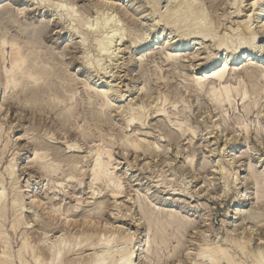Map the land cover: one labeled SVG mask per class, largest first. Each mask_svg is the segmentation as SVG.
<instances>
[{
    "label": "rangeland",
    "instance_id": "374dc122",
    "mask_svg": "<svg viewBox=\"0 0 264 264\" xmlns=\"http://www.w3.org/2000/svg\"><path fill=\"white\" fill-rule=\"evenodd\" d=\"M43 1L46 5L42 0H0V35L7 34L14 40H23L22 42L27 40L32 42L31 44L37 42L39 47L36 43L33 44V46L37 45L36 48H40L38 51L42 49L43 52L45 51L44 53L48 52L50 55L53 54L55 59V62L52 63L53 67L55 66L57 69H55V71L57 74L59 73V75H61V79H65L64 81H56V85L58 87L72 86L73 92H75L76 96H79V98L83 96V87L87 84L93 85L96 83L97 87L100 89H105L108 86L111 88L113 108L111 111L105 112L106 122L101 123V128L94 129L91 126V130L93 131L90 130V133L93 135V138H85L81 141L77 136V133L76 136L74 135V133L77 132L76 128H73L71 133L62 136V133H59L60 131L54 126L55 116L40 115L39 113L33 114L30 111L31 107L29 105H24V102H22L23 99L20 96H17V99L10 96L11 100L9 98L10 94H3L4 91L0 85V106L2 108L1 114L3 115L0 114V177L4 180L3 189L0 190H3L9 199L14 195L10 193L11 183L5 176L4 170L11 158L15 155V158L17 159L16 174L18 177L16 187H20V191H25L26 195L24 209V212L26 210L25 221H28V226H25L26 229L21 227L16 232L10 229V223L15 214L10 205H8L4 222L3 231L7 238H5V245L7 246L8 253L12 256L14 262L18 264L16 251L20 248L22 243L20 242L21 233L28 232L31 237L32 245H35L40 251L46 250L47 244L44 245L45 242L39 233V227L33 223V220L37 219L41 220V223H55L57 226H60V224L56 222H48L49 220L46 217V210L49 209L48 211L51 212L49 206L54 205L56 208L61 207L60 210L62 212H65L66 210L73 211H70L69 214L66 215L67 217L69 216L67 220H76L77 222L96 213L95 215L101 217L99 220L98 217L96 219L97 221H95L96 216L94 214L91 215V219L93 218L92 220L94 222H99L101 226L105 223L112 225L113 227L115 226L114 228L118 230L117 233L119 232V234H123H120L121 237L126 234L128 235L129 233L131 234L133 231H137V240L132 241L130 246H127L129 247L127 250L135 253L136 263L142 258L140 256V249L136 252L137 244L140 239L143 240V243L147 241L149 242L148 246L150 248L147 245L146 248L148 247L149 249L150 264H159L160 262V264H199L201 262L197 255L201 249L200 246L203 245L206 240V242L212 246L222 243L221 245L227 248L228 251L230 250V254L235 256L236 259H234L236 261H242L243 264L245 262V264H252L254 258L253 255L257 256L258 252L262 251L264 254V222L257 221V219L259 221H264V203L260 204L256 200V185L253 184L250 177L251 174L249 175L250 171H248L251 169V171L254 170V173L256 172V175L264 174L263 95H261L263 99L260 98L259 100L258 98H255V95L250 94V98L258 100L260 104L258 103L259 105L254 106V109L249 114L243 111L238 99L234 102L235 104L232 103L234 105L219 109L221 111L220 114L218 109L215 110L214 107H212L209 97H207L206 94L201 95L196 94L195 92L193 93L190 84L192 79H194L193 76H195V78L203 76L202 73L208 70V60L212 61L218 59L217 64L223 62V60L226 59L225 52H219L217 50L216 41H211L212 43L206 42L207 40H203L201 43L200 40L195 39L191 41H181V38L176 36L174 29H170L167 26L166 28L162 22H158L159 18L157 15L150 14L151 9L145 0H104L105 2L110 3L108 4L109 6H104L103 4L100 6V1L98 2L97 0ZM157 1L159 3L158 9L160 11L162 10V13H165L170 6L172 7L176 4L175 0ZM193 1L200 3L199 7L202 11L204 10L203 12L207 19L210 21L211 25L216 28L218 34L216 35L217 38L219 39V37L226 36L227 34L226 38L228 41L230 39L232 40L231 36H233V38L240 36L238 33H241V30H243V24L241 23L249 22L248 25L251 26V30H254L255 28L258 29L256 18L259 14V8L264 6V0H261L258 7L253 9L249 6L251 0H242L243 3L238 5L239 8H237V5H233L234 1L237 0ZM57 5L67 6L72 9L75 14L70 13V15H74L73 18H77L80 27L85 23L92 26V28L95 26H101L103 19L111 20V18H114L120 20L119 27H122L123 25L122 28L125 29L128 37L125 36L122 41L118 42L113 48L114 50L116 49L114 54H117V57L113 59V62H109V60L105 59L101 61V65H104V68H107L106 71L109 72L105 77L104 75L98 77L95 72H92L93 70H85L83 62L87 59L92 60L96 58L93 45H91L93 44V41L91 40L93 38L105 37L107 33L113 31L112 25H109L111 28L107 26L98 30V33L96 32L92 36H88L90 41L88 40L87 43L90 47L88 46L85 49H79L78 44L81 42L82 34L80 37V33L82 32V28L78 30L80 32L79 34L73 33L71 35L70 29L74 27L77 22L71 21L70 15V17H65L64 9L62 10L58 8L57 11ZM68 11L71 12L70 10ZM6 12L9 15L6 14ZM21 13L22 15H20ZM80 18L82 20H80ZM98 23L99 25H96ZM262 24H264V20L262 21ZM127 25H130V29ZM236 28L239 30H235ZM257 29L255 30L258 31ZM234 32L236 33L232 34ZM70 35L71 41L68 37ZM256 35L257 37L254 38L253 44L259 45L261 46V49H264V36H262L261 33ZM137 37L147 40H155L157 44L151 50L141 51L137 47L138 44L136 45L134 44V41H132ZM168 38L173 40L172 42L174 43L172 46H176L177 44L179 46L186 45L185 50L183 49V51L180 52V57L173 62V64L169 63V65L167 63L165 64L162 57L166 48L165 45H162L165 44L164 41ZM238 39H240V37H238L237 40ZM194 53L199 57H195ZM84 57H86V59ZM230 57L231 55L228 56L227 65L232 69L234 61L232 57ZM4 58L8 62V56L6 54ZM253 58L254 56L249 60L241 61L242 63L239 65L238 70L241 71V69H244L249 64H253L252 66H258V63L256 62L257 58H254V60ZM5 64L8 65V63ZM162 76L164 79H161L160 81L159 77ZM237 77L234 78L238 80ZM239 77L245 82V86L249 83L244 80L245 78H243V74H240ZM231 78L232 76L229 77V79ZM232 81L233 83L235 82V80ZM254 81V85L258 87V90L260 89L259 91L264 90L262 84L264 80L262 78L257 76ZM1 82L2 79L0 78V83ZM249 84L246 86L247 89H251L252 85ZM250 89L248 91H250ZM5 95L8 96L6 97ZM66 95H68V92ZM164 95L169 98L170 102L175 101L177 107V110L172 108L170 103L165 106L167 115L169 116L168 118L172 123H169V120L165 117H156V115L153 114V108L156 105L157 99ZM118 96H123L124 98L119 100ZM252 96H254V98ZM252 99L248 101V104L252 102ZM179 101H182L180 103L186 105L184 107L182 104L178 105ZM126 105L127 107L132 105L134 108L140 106L143 107L146 112L149 111L148 114H150V117L147 118V123L145 122L147 126H144L142 130L141 128L140 130H135L132 127L127 128L123 121V115H120V110H118L119 107H126ZM89 108L90 107L84 103L82 110L88 112ZM233 108L235 109L233 110ZM174 110H176V112ZM223 110L226 111L224 112ZM219 114L221 116H219ZM239 119H241V121ZM76 121L78 126H80V124V127L84 126L86 121L85 116L81 114V118ZM176 122H178L177 124L180 122V124L183 123L182 126H190V129L195 132V135L191 137L189 133H185L186 136L180 137L177 141L173 140L172 142L167 143V141L170 140L167 139L168 136L166 132H168L169 135L174 134L177 129ZM237 122L239 125L236 124ZM167 123L169 124L167 125ZM216 123H218V126ZM245 126L248 127L249 133L247 132V134L245 131H242L244 130L242 128ZM256 133H258V135ZM101 137L107 139H104L107 142L112 139L111 142H115V145L117 144V146L114 145L113 148H110L111 153L114 154L112 168L117 166L115 168V173L117 178L119 177L123 184L122 194L118 195L117 198H113L109 191H104L105 189L104 187L102 188L101 185L98 187L99 184L93 186L94 188H91L90 186L91 182L88 172L92 164V154L90 153V150L100 146L101 142H99V138ZM123 137L125 139L144 141L143 145H147L149 151V153L147 152L148 155L145 157L139 155L138 158L135 157V155L128 154L127 157H124L120 147ZM114 138L116 141H114ZM75 141L81 143L80 153L68 154L66 144ZM35 143H48L51 148L50 152H48L49 154L57 153L71 158L72 161L77 160L79 164L76 163V169L82 174L78 179L82 183L80 185H77V183L70 186L65 185L64 190H58L54 189L53 186L55 187V183L58 181L62 182V175L59 177H53L52 179L56 181L54 183L52 181H44V175L40 167H37V165L34 164L32 145ZM95 145L96 147H94ZM157 147L158 150H156ZM155 150L158 153H156ZM187 156H194L192 165L187 166ZM128 165L129 167L127 168ZM218 165L225 167V172L227 173L226 176L218 173L216 169ZM190 166H192V168ZM249 166L250 168H248ZM61 167L63 169L62 174L66 173L68 170L67 165L61 163ZM237 167L242 170V172L239 171L240 174L235 173L239 177V180L237 181L238 183L233 180V177L234 179L236 178L234 171H237ZM126 170L129 171L126 172ZM227 177L230 180L227 179ZM224 178L226 180H224ZM96 188L98 191L101 190V194L97 193L98 191H96ZM92 189H95L96 191L93 198ZM137 196L140 198L142 205L148 207V210H151L155 206V208H157L163 215L166 213L175 214V216L181 218V223L186 221L185 225H187V228L177 229L178 231L181 229L179 233L174 227H172L174 228L173 230H170L172 228L166 229L164 235L167 238H165L167 245H160L155 248V243L153 244L154 241L149 240L151 236L153 238L154 234H152V232L154 233V230L147 225L148 223L138 204ZM32 197L35 202L38 201L41 203L40 207L37 208L34 205H31ZM149 202H152L151 205H149ZM7 203L10 204L9 201H7ZM100 208H102V210ZM40 209L43 213L39 211ZM32 210H34L35 213L32 214ZM49 214L51 215V213ZM257 217L262 218L259 219ZM41 218L45 219L46 222ZM252 219L255 221H252ZM69 231L72 234L76 233V230H71V228ZM145 231L148 232V234ZM172 231H174V234ZM230 231H233L235 236H229L226 234ZM58 233L59 232L55 230L49 233L48 237L50 235V240H53L55 236H58ZM181 233L183 234L181 235ZM172 235L174 238L176 237V239H172ZM238 237H245V239L248 238V243H246V245L244 244V246L246 253H251V256H249V254L246 255V253L240 254V251L234 249L235 246L230 244L231 242L229 241H234ZM146 239L147 241H145ZM97 242V240L94 241L92 248H94V246H100V243ZM172 247H175L174 249L176 251ZM176 247H178V249H176ZM152 248L155 251H153ZM1 249L2 248L0 247V250ZM86 249L87 248L84 247L72 248L71 254L68 257L71 259V263L78 264L79 256L76 257V255L81 253V251H86ZM152 256H154L155 259L160 258V260H155ZM167 256H171L172 258L170 257L168 259ZM241 257L244 258V261ZM245 257L248 262L245 260ZM25 258L28 259L27 254L25 255ZM164 258H167L168 261ZM155 261H158V263H155Z\"/></svg>",
    "mask_w": 264,
    "mask_h": 264
},
{
    "label": "bare ground",
    "instance_id": "6f19581e",
    "mask_svg": "<svg viewBox=\"0 0 264 264\" xmlns=\"http://www.w3.org/2000/svg\"><path fill=\"white\" fill-rule=\"evenodd\" d=\"M97 1L98 2L100 1V6H101V4H103L104 6H109L108 4H110L108 2H105L104 0H97ZM145 1L151 9L150 14L157 15V17L159 18L158 22H162L165 25V27L167 26L170 29H174L176 36L181 38V41H183V42L185 40L191 41L194 39L200 40L201 43L203 40H207L206 42H208V43L211 41H213V42L216 41L217 50L219 52L220 51L225 52L226 59H224L223 62H221L220 64H217L218 59H214L212 61L208 60L207 61V64L209 65L207 68L208 70L204 71L202 73L203 76L202 77L199 76L200 78H195V76H193L194 79H192V81L190 80L191 81L190 84H191V88L193 90V93L195 92L196 94H201V95L206 94L207 97H209L210 103H211L212 107H214L215 110L216 109L219 110L222 107H226V106H228V107L232 106L235 104L234 102L236 101V99H238V101H240V103H241L240 106L243 109V111L246 112L247 114H249L254 109V106L260 104L258 100H256V99L253 100L252 98H250V94L255 95V98H258L259 100H260V98H262L261 95H263V97H264V90L259 91L260 89L258 90V87L254 85V82H255L254 80H256L257 76L264 80V49L263 48L261 49V46H259V45L253 44L254 38L257 37L256 34L261 33V35L264 36V24H262V21L264 20V6L259 8V14L258 15L256 14L257 15L256 20H257V24H258V29L257 28H255V29H257L258 31H256L255 29L251 30V26L248 25L249 22L241 23V24H243V26H242L243 30H241L242 31L241 33H238V34H240V36H236L237 38L240 37V39L237 40L236 37L233 38V36H231L232 40L230 39L228 41V39L226 38L227 34H226V36L219 37V39L217 38L216 35H218V34L216 32V28L211 25L210 21L207 19L206 15L203 12L204 10L202 11V9L199 7L200 3H196V1H193V0H175L176 4L172 7L170 6L169 9L166 10L165 13H162L161 12L162 10L160 11L158 9L159 3L157 0H145ZM260 1L261 0H253V1L251 0V2H249V6L252 9L257 8ZM42 2H44V1L42 0ZM166 3H168V2H166ZM172 3H174V2H172ZM241 3H243L242 0H239V1L237 0V1H234L233 5L238 6V5H241ZM44 4H45V2H44ZM50 7H51V5H50ZM47 8H48V6H47ZM58 8H60L62 10L64 9L65 17L69 16L70 13L75 14V12L72 9L68 8L67 6L57 5V7H56L57 11H58ZM237 8H239V6ZM62 10H60V11H62ZM68 10H70L71 12H69ZM7 12H6V14H8ZM22 13L20 15H22ZM4 14H5V12H4ZM73 16H71V21L77 22V23H76V25L73 24L74 27H72L70 29L71 35L73 33L79 34L80 32L78 30L82 28V32L80 33V37L82 34V38L80 40L81 41L80 44H78L79 49H81V48L85 49L89 46L87 43L89 40L88 36H92L96 32L98 33V30L103 29L109 25H112L113 31L107 33L105 37L103 36L101 38H95V39L93 38L91 40V41H93L92 42L93 44H91V45H93V50L96 53V58H94L92 60L87 59V60H85V62H83L85 70H93L92 72H95L98 77H100L102 75H104V77H105L106 74H108L109 72L106 71L107 68H104V65H101V61L103 59H105V60H109V62L110 61L113 62V59H115L117 57V54H114L116 49L114 50L113 48L116 46V44L118 42H121L122 39L125 36H127L125 29L122 28L123 25H122V27H119L120 20L111 18V20H104L103 19V23L101 24V26H95L94 28H92V26H89L84 21H82L85 24L82 25L83 27L82 26L80 27V23L78 22L77 18H75V17L73 18ZM69 20H70V18H69ZM80 20H82V19L80 18ZM257 24H256V27H257ZM96 25H99V23ZM129 26H128V28H129ZM129 29H127V30H129ZM237 29L238 28H236L235 30H237ZM235 30H233V31H235ZM33 31H31V32H33ZM235 33L236 32H234L232 34H235ZM29 34H30V31H29ZM71 35L68 36L70 41H71ZM9 36L7 34L0 35V78L2 79V82L0 83V85L2 87V90L5 92V93L3 92V94H6V93L10 94L9 95L10 99H11L10 96H12V98H15V99H17L16 98L17 96H20L23 99L22 102H24V105H29L31 107L30 111L33 114L39 113L40 115H53V116H55V119H54L55 125L54 126L57 127V129L60 131L59 133H62V136L71 133L72 129L76 128L77 132H75L74 135L76 136V133H77L78 134L77 136L79 137V139L81 141L84 140L85 138H87V139L93 138V135L90 133L91 131H93V130H91V128L92 127L94 129L101 128L100 127L102 125L101 123L106 122L105 112L111 111V109L113 108L111 88H109L107 86V88H105V89H100L99 87H97L96 83L93 85L87 84L83 87V91H82L83 96H81L79 98V96H76V93L73 92L72 86H70V87H68V86L58 87L56 85V83H57L56 81H64L65 79H61V77H60L61 75H59V73L57 74L55 71V69H56L55 66L53 67L52 63L55 62L53 54L50 55L48 52L44 53L45 51L43 52L42 49L40 51H38L40 48L39 49L36 48L38 44H37V42H34V39H33V42H34L33 44L36 43L37 44L36 46L35 45L33 46V44H31L32 42H29L27 40L25 42H22L23 40L18 41L19 40L18 38H17L18 40H14L13 38H11ZM133 36H134V33H133ZM169 38L165 39V41H164L165 44L162 45V46L165 45V47H166L164 50L163 56H162L163 61L165 62V64L167 63L168 65H169V63L173 64V62H175L180 57V55H179L180 52L183 51V49L185 50V48H186V45L185 46H179L177 44L176 46H172L174 42H172L173 40H170ZM28 39H29V37H28ZM129 39H133V38H129ZM69 40H68V42H69ZM31 41H32V39H31ZM132 41H134V44H136V45L138 44L137 47L141 51L151 50L157 44V42L155 40H151V39L147 40V39L138 38V37ZM263 42H264V38H263ZM38 47H39V45H38ZM5 54L8 56V62L4 58ZM194 54L193 55L195 57H199L196 53H194ZM230 55L234 61L233 65H232L233 66L232 69H230L231 67L229 68V66L227 65V59H228V56H230ZM253 56H254V58H257L256 62L258 63V66H252L253 64H251V65L249 64L244 69L240 68L241 71L238 70L239 65H241V63L243 61L249 60ZM84 58L86 59V57H84ZM84 58H83V60H84ZM254 58H253V60H254ZM5 63H8V65H6ZM48 66H49V68H48ZM159 74H160V72H159ZM240 74L241 75L243 74V78H245L244 80L249 82L252 85L251 89L249 88L251 92L248 91L249 89H247V87H246L249 83L245 86V84H244L245 82H243V80H241L239 77ZM230 76H232L231 79H229ZM234 77H237L238 80ZM161 79L162 80L164 79L163 76L159 77L160 81H161ZM157 80H158V78H157ZM232 80H235V82L233 83ZM263 82H262V84L264 86ZM67 92H68V95H66ZM5 96L7 97L8 95H5ZM158 96H161V95H158ZM252 97L254 98V96H252ZM118 98L120 100V99H123L124 97L118 96ZM250 99H252V102H250L248 104V101ZM180 102H182V101H179L178 105L182 104ZM84 103H86L90 107L88 112H84L82 110ZM157 103H159V104H157ZM169 103L171 104L172 108L177 110V107L175 105V101L170 102L169 98L165 97V95H164L161 98L157 99L156 105L154 104L155 105V107L153 106L154 111L152 110L153 114H155L156 117H165L167 120H169V118H168L169 116L167 115V112L165 109V106L168 105ZM232 103H234V104H232ZM185 105H183V107ZM1 109L2 108L0 106V114L2 112ZM234 109L235 108H233V110ZM242 109H241V111H242ZM118 110H120L119 111L120 115H123L122 116L123 121L125 122V126L127 128L132 127L135 130H140V128H141V130H142V128L144 126H147L146 121H147V118L150 117V114H148L149 111L146 112L143 107L137 106L136 108H134L132 105L128 106V107L126 105V107H119ZM176 110H174V111L176 112ZM218 110H217V112H218ZM230 110H232V109H230ZM223 111L225 112L226 110H223ZM219 112L221 114L220 110H219ZM81 114H83L85 116V119H86V121L84 123L85 125L82 127H80L81 124H80V126H78L77 121H76L79 118H81ZM220 114H219V116H221ZM172 115H173V113H172ZM151 116H152V114H151ZM223 117H224V115H223ZM258 118H259V116H258ZM184 119H185V117H184ZM239 120L241 121V119H239ZM239 120H238V122H239ZM168 122L172 123L170 120ZM238 122L236 123L237 125H239ZM244 122H245V120H244ZM169 123H167V125ZM177 123L178 122L175 123L177 126V129H176L177 131L175 130L174 134H171L169 132L171 134V135H169L168 132H166V134L168 136L167 139L170 140V141H167V143L172 142L173 140L177 141L180 137L186 136L185 133H187V134L189 133L191 135V137H193L195 135V132L190 129L189 125H188L189 127H187V126H182L183 123L180 124L181 122L179 124H177ZM173 124H174V122H173ZM216 124L218 126V123H216ZM242 129H244L242 131L243 132L245 131V133L247 134L248 127L245 126ZM167 130H168V128H167ZM255 131H257V130H255ZM256 134L258 135V133H256ZM99 135H98V137H99ZM172 135H173V137H172ZM110 138H109V140H110ZM123 138H122V142L120 144V147H121V150L123 152L124 157L125 156L127 157L128 154L135 155V157H138V158H139V155H143L144 157L148 155L149 151L147 149L146 143H145L146 146L143 145L144 141L142 142L141 140L125 139V138L123 140ZM104 139H103V137L99 138V142H101L100 146L96 147V145H95L94 147H96V148H93L90 150V153L92 154V155L90 154L92 156V162H91L92 164L89 168L90 170L88 171L89 176H90L89 177L90 182H91L90 186H91V188H94L93 186H96L99 184L98 187H100V185H101L102 188L104 187V189H105L104 191H109L110 195H112L113 198H115V197L117 198L118 195L122 194L123 184L121 183L119 177L117 178V175L115 173V168L117 166L115 168L114 167L112 168V166H113L112 159H113L114 154L111 153L110 148L114 147L115 142H111L112 139H111V141L108 140L109 142L105 141L107 139H105V140ZM79 141H75L72 143L68 142L66 144V146H67L66 150H67L68 154L80 153V150H81V145H80L81 143L80 142L81 141L80 142ZM114 141H116L115 138H114ZM119 141H121V140H119ZM119 141H118V143H119ZM63 142H65V141H63ZM4 145H6V144H4ZM115 146H117V144ZM152 147H154V146H152ZM158 147L156 148V150H158ZM32 148H33L34 164L37 165V167H40V169L44 175V181L47 180L49 182L52 181L54 183L56 181H54L52 178L53 177H59L62 175L61 176V178L63 179L62 182L61 181L56 182L55 183L56 186L55 187L53 186L54 189H58V190L63 189L64 190L65 185L70 186V185H73L75 183H77V185L78 184L80 185L82 183L78 179V177H81L82 174L80 171H77V169H76L77 168L76 163H78L77 160L72 161L71 158L59 155L57 153H54V154L50 153L49 154L48 152H50L51 148L49 147L48 143H42V144H38V143L36 144L35 143L32 145ZM151 149H153V148H151ZM156 150H155V152H156ZM156 153H158V152H156ZM151 155H153V154H151ZM16 157H17V154H16ZM49 157H51V158H49ZM187 157H185V158H187ZM193 157H191V156L188 157L187 166L192 165ZM16 160L17 159L15 158V155H14L4 170L5 176L8 178V180L11 183V192L10 193L14 194L13 197H11L9 199L8 196L5 195L3 190L2 191L0 190L2 192V193L0 192V247L2 248L0 250L1 251L0 252V264H16L14 262V260L12 259V256L9 255V253H8V250H7L8 248L5 245L6 244V242H5L6 236H5V232L3 231L4 222H5V218H6V214H7L6 212L8 210V205H10L11 209L15 213L14 217L10 223L11 224L10 229H12L14 232H16L21 227H24V229H26L25 226L26 227L28 226V221L27 222L25 221L26 210L24 212L25 200H26L25 199V196H26L25 191L21 192L20 191L21 188L16 187L17 182H18V177L16 174V165H17ZM61 163H65L68 167L67 172L64 174H62L63 169L61 167ZM128 167H129V165L127 166V168ZM190 167L192 168V166H190ZM248 168H250V166ZM216 169H217L219 174L224 175V176L227 175V173L225 172L226 171L225 167L218 165V167ZM233 170H235V169H233ZM236 170L237 171L236 172L234 171V174L235 173L240 174V172H242V170L239 167H237ZM127 171H129V170H126V172ZM248 171H250L249 175L251 174L250 177L252 179L253 184L256 185V190H257L256 191L257 192L256 193V200L260 204L264 203V176H263L264 174L263 175L261 174L262 175L261 176V175H256V172L255 173L253 172L254 170L251 171V169H250ZM229 175H231V174H229ZM156 177H157V175H156ZM222 179H223V177H222ZM227 179H229V178L227 177ZM224 180H226V179L224 178ZM233 180H234V182H237L239 180V177L236 175V178L234 179V177H233ZM161 182H163V181H161ZM3 184H4V180L0 177V189H3ZM253 184H251V185H253ZM96 191H98L97 188H96ZM96 191H95V189L94 190L92 189V198H93V195H95ZM100 191H98L97 193L101 194ZM96 196H98V195H96ZM136 198H137L138 204L140 206L141 212H142L145 220L148 223L147 225L149 226V228L151 227V229L154 230V233L152 232V234H154L153 238L151 236L152 239L150 238L149 240L154 241L153 244L155 243V248H157L160 245H162V246L167 245V243H166L167 238L164 235L166 232V229H168V228L170 229L172 227L176 228V230L179 228H187L186 227L187 225H185L186 221L181 223V221H182L181 218L180 217L178 218L177 216H175V214L173 215L171 213H166L165 215H163L161 212H159V210L157 208H155V206L151 210H148V207L146 205H144V206L142 205L140 198L138 196ZM7 201H9L10 204L7 203ZM151 203L152 202H149V205H151ZM40 204L41 203L38 201L35 202V200L32 197V199H31V205L32 206L34 205L35 207L38 208L41 206ZM42 205H45V204H42ZM49 207H50L51 212L48 211L49 209L46 210V213H47L46 217L49 220L48 222H56V223L60 224V226H57L55 223H54L55 225L49 224V223H44V222L41 223L40 222L41 220H37V219L33 220V223H35L39 227V230H40L39 233L45 242L44 245L47 244L46 250L40 251V250H38V248L35 245H32L31 237H30V234H28V232L27 233H21L20 234V237H21L20 242H22L21 246H20V248H18L17 251L14 250L17 252L16 258H17L18 264H73V263H71V259H69L68 257L71 254L72 248H74V247L87 248L86 251H84V252L81 251V253L76 255V257L79 256L78 264H150L149 263L150 262V259H149L150 256H149V249H148V247H149L148 243L149 242L147 241V239L145 240L147 242L144 241L145 243H143V240H140V239L138 241L136 252H138V250L140 249L139 250L141 252L140 256L142 258H141V260L139 259V261L137 263H136L135 253L127 250L129 248L127 246H130V243H132V241L137 240V237H138L137 231H133V232H131V234L128 232L129 233L128 235L126 234L125 236L121 237L120 236L121 233L120 234H119V232L117 233L118 230H116V228H114L115 226L113 227L112 225H109L106 223L101 226L99 224V222H94L92 220L93 218L91 219V217H92L91 215H93L94 213L89 215L90 217H88V216L85 217L86 216L85 215L84 216L85 218L81 219V221L82 220L83 221L81 222L79 220L80 222L78 221L79 222L78 223L76 220H70V219L67 220V218H69V216L67 217L66 215L69 214V212L71 210H66L65 212L64 211L62 212L60 210L61 207L56 208L54 205L49 206ZM44 208H45V206H44ZM102 208H100V209L102 210ZM41 209L39 211H41V213H43ZM35 211H38V210H35ZM47 211L49 213H51V215ZM71 212H73V211H71ZM33 213H35L34 210H32V214ZM44 216H45V214H44ZM95 216H96V218L94 217L95 221H97L96 219L99 217V215L98 216L95 215ZM100 217L98 218V220L100 219ZM257 218L261 219L262 217L261 218L257 217ZM2 220H4V221H2ZM42 220H45V219H42ZM253 220L254 219H252V221ZM257 221L262 222V223L264 222L261 220L259 221L258 219H257ZM45 222H46V220H45ZM148 226H147V228H148ZM70 228H71V230L72 229L76 230V233L75 234L70 233V231H69ZM136 228H138V227H136ZM174 228H172L170 230H173ZM55 230H57L59 232L58 236L57 237L55 236V238L53 240L51 239L52 240L51 241L50 235L48 237V234L55 231ZM183 230H185V229H183ZM179 231L177 230L178 233H179ZM148 232H149V230H148ZM148 232H146V233L148 234ZM172 233L174 234V231H172ZM182 234L183 233H181V235ZM226 234L229 236L234 235L233 231L227 232ZM235 234H237V233H235ZM121 235H123V234H121ZM168 235H170V234H168ZM172 237H173V235H172ZM245 237H242V238L238 237V238H236V240H234L235 239L234 238L233 239L234 241H229V242H231L230 244H233L235 246L234 249H238L240 251V254L246 253L244 244L246 245V243H248V241H247L248 238L245 239ZM172 239H176V237L175 238L173 237ZM95 240L98 241L97 243H100V246L98 245V247L94 246V248H92V245H93ZM206 241L203 243V245L200 246L201 249L199 248L200 249L198 252L199 254L198 255L196 254L198 259L201 262L199 264H243L242 261L241 262L236 261L235 256L233 254H230V252H229L230 250L228 251L227 248L223 247L221 245L222 243L219 245L212 246L211 244H209ZM118 243H119V246H118ZM199 244H200V242H199ZM146 245L148 246L147 248H146ZM234 246H232V247H234ZM151 247H153V246H151ZM172 248L174 249L175 247H172ZM176 249H178V247H176ZM197 250H198V248H197ZM153 251H155V250L153 249ZM164 251H165V249H164ZM260 251H262V250H260ZM165 253H167V252H165ZM170 253H173V252H170ZM190 253H189V255H190ZM26 254L28 255V259L25 258ZM247 254H249V253H246V255ZM250 254H249V256H251ZM15 255H16V253H15ZM153 255H154V253H153ZM249 256H248V258H249ZM152 257H154V256H152ZM163 257H165V256H163ZM170 257L167 256L168 259ZM173 257H174V254H173ZM253 257L254 258H253L252 264H264L263 251L258 252L257 256L253 255ZM161 258H162V256H161ZM167 258H164V259H167ZM241 258H243V257H241ZM154 259H155V257H154ZM156 259H158V258H156ZM168 259H167V261H168ZM158 260H160V258ZM245 260H246V257H245ZM249 260H251V259H249ZM243 261H244V258H243ZM246 261L248 262V260H246ZM156 262L158 263V261H155V263ZM197 262H199V261H197ZM195 264H197V263H195Z\"/></svg>",
    "mask_w": 264,
    "mask_h": 264
}]
</instances>
